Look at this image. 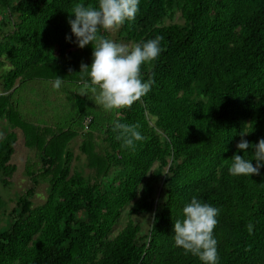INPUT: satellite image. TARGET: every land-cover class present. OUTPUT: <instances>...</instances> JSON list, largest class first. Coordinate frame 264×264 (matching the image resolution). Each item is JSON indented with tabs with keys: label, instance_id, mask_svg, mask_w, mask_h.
Segmentation results:
<instances>
[{
	"label": "trees",
	"instance_id": "trees-1",
	"mask_svg": "<svg viewBox=\"0 0 264 264\" xmlns=\"http://www.w3.org/2000/svg\"><path fill=\"white\" fill-rule=\"evenodd\" d=\"M98 2L0 0V121L10 131L0 142V214L19 155L34 152L40 163L28 165L32 187L0 230V264H200L172 238L193 196L219 209V264H264V168L249 177L228 173L233 155L253 158L251 147L237 152L242 131L253 148L264 138V0H140L118 38L133 46L163 38L160 57L142 68L155 80L151 91L113 111L75 98L67 124H35L22 90L49 89L57 78L82 87L93 46L66 41L68 18L75 6ZM178 13L183 23H166ZM116 122L140 126L135 150L122 147ZM41 182L48 196L34 207ZM126 210L130 220L114 235ZM147 215L145 232L132 218Z\"/></svg>",
	"mask_w": 264,
	"mask_h": 264
},
{
	"label": "clouds",
	"instance_id": "clouds-1",
	"mask_svg": "<svg viewBox=\"0 0 264 264\" xmlns=\"http://www.w3.org/2000/svg\"><path fill=\"white\" fill-rule=\"evenodd\" d=\"M139 11L140 0H99L98 6L79 4L69 15L71 33L66 35V41L81 49L90 44L93 46L91 65H82L80 71L86 72L88 79L83 81L77 93L89 97L105 111L130 108L146 96L155 83L151 76L143 78L142 68L160 57L163 51L161 36L134 46L98 38L100 32H110L134 21ZM62 83V78L55 79L53 89H60ZM113 127L119 133L117 139L122 141L123 148L135 150L138 142L144 140L139 125L116 122ZM247 134L244 131L239 134L237 152L245 154L251 147L253 158L233 155L228 167L231 176L260 175L264 168V138L253 148L245 138ZM218 215V208L193 196L182 208V218L174 221V246L183 249L186 255L197 257L200 264H219L218 241L214 236Z\"/></svg>",
	"mask_w": 264,
	"mask_h": 264
},
{
	"label": "crops",
	"instance_id": "crops-1",
	"mask_svg": "<svg viewBox=\"0 0 264 264\" xmlns=\"http://www.w3.org/2000/svg\"><path fill=\"white\" fill-rule=\"evenodd\" d=\"M52 84H48L49 89H46V83L38 84V87L35 85H28L25 89L22 90L20 96V101L23 100L26 102V116L35 122L37 125L41 126H60L67 124V121L70 119L74 112V102L75 98L79 100L83 96L79 95L77 90L70 85L55 90ZM45 88L52 94V100L49 101L47 98L44 100L41 99L40 89ZM2 86L0 85V94ZM54 91V92H53ZM40 98V105L38 100ZM89 98V97H88ZM51 102V103H50ZM90 103L93 102L90 100ZM7 121L4 119L0 121V142H2L7 137ZM10 132V131H9ZM81 142V137H77L73 143L72 148L77 152L79 144Z\"/></svg>",
	"mask_w": 264,
	"mask_h": 264
},
{
	"label": "rangeland",
	"instance_id": "rangeland-1",
	"mask_svg": "<svg viewBox=\"0 0 264 264\" xmlns=\"http://www.w3.org/2000/svg\"><path fill=\"white\" fill-rule=\"evenodd\" d=\"M167 24L170 23H183V20L181 18V14L178 13L174 20L171 21H166ZM118 31L119 29H113L111 30V40L117 42V43H123L129 46H133L132 43L130 42H124L121 41L118 38ZM7 133H9V130L7 129ZM18 163V173L14 178V182L9 187L8 189L2 190V196L3 199L6 203L5 209L2 211L0 214V230L2 228H5L7 226V214L12 211V209L16 206V199L18 196H21L24 194V192L32 187V183L30 182V179L27 175V168L29 167L28 165H32L31 167L36 168L40 163L39 160L34 152H27L26 150L22 152L19 157L16 159ZM34 165V166H33ZM48 185L45 182H41L40 185L37 187V195L33 199V204L34 207H38L42 204L47 199L48 192H47ZM134 221L139 223L142 227L143 230L146 232L150 228L152 224V217L151 216H141V217H133L132 218ZM130 218L127 216V210L125 211L122 221L117 225V228L114 230V235H116L122 228H124Z\"/></svg>",
	"mask_w": 264,
	"mask_h": 264
},
{
	"label": "built area",
	"instance_id": "built-area-1",
	"mask_svg": "<svg viewBox=\"0 0 264 264\" xmlns=\"http://www.w3.org/2000/svg\"><path fill=\"white\" fill-rule=\"evenodd\" d=\"M90 123H91V118L85 120V123H84L85 131L89 130Z\"/></svg>",
	"mask_w": 264,
	"mask_h": 264
}]
</instances>
